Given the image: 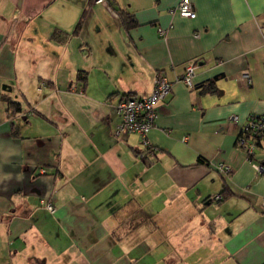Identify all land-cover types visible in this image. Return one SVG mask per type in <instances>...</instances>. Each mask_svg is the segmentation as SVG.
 Here are the masks:
<instances>
[{
  "label": "crops",
  "instance_id": "crops-1",
  "mask_svg": "<svg viewBox=\"0 0 264 264\" xmlns=\"http://www.w3.org/2000/svg\"><path fill=\"white\" fill-rule=\"evenodd\" d=\"M111 2L0 0V264H264V146L237 142L264 113V0ZM157 72L172 87L140 159L115 103Z\"/></svg>",
  "mask_w": 264,
  "mask_h": 264
},
{
  "label": "built area",
  "instance_id": "built-area-1",
  "mask_svg": "<svg viewBox=\"0 0 264 264\" xmlns=\"http://www.w3.org/2000/svg\"><path fill=\"white\" fill-rule=\"evenodd\" d=\"M93 1L105 5L111 14L117 17V12L110 6L109 0ZM18 10L15 13L14 18L18 17ZM175 11L181 17L194 18L196 16L191 0H179ZM158 32L161 36L165 34V30L161 28L158 29ZM194 69L195 63L190 62L186 67L185 73L178 77L177 81H181L188 87H191L193 85L192 77L194 75ZM242 76L244 79L250 80L248 71H243ZM171 87L172 82L163 74L157 72L153 79L152 90L148 95L140 96L136 94H128L121 97L115 103V110L120 117V122L114 128L113 134L119 139H123L130 134L138 135L142 148V150L137 153L140 159L152 158L155 155L156 148L151 144L148 138V132L156 125L158 117L157 105L167 98ZM231 119L237 121V116L233 115L231 116ZM249 129L252 133H259L262 143H264V113L249 115L246 123L242 125L241 130L246 132ZM238 145L243 149L247 157L253 156L255 151L259 149V146L256 145V140L254 141L252 138L239 137ZM253 167L257 172L264 174V168L261 164L253 162ZM217 169L224 173L230 172V167L222 163L217 166ZM44 171V169L41 170V172ZM220 199V195L215 196L216 201ZM41 202L49 213H54L56 211L55 205L52 201L41 200Z\"/></svg>",
  "mask_w": 264,
  "mask_h": 264
},
{
  "label": "trees",
  "instance_id": "trees-1",
  "mask_svg": "<svg viewBox=\"0 0 264 264\" xmlns=\"http://www.w3.org/2000/svg\"><path fill=\"white\" fill-rule=\"evenodd\" d=\"M109 4H110L111 7L113 6V3L111 2V0H109ZM119 15H120V17H121V19H122V21L124 23V26L126 28L133 27V26L136 25V21H135L134 17L131 14L126 13V12H122V11H119ZM83 18H84V14L81 15L79 21L77 22V24L75 26V29H74L73 33H77V32L80 31L81 26H82V23H83ZM53 36L55 38L58 35H57V33H55V34H53ZM209 86L211 87V85H209ZM20 110L21 109L19 107V104L15 103V102H9L8 103L7 111H9V112L11 111V112L14 113V112H19ZM239 137L252 138V140H254V141L256 140V145H258L259 148L264 145V143H262L260 134L259 133H252L250 131V129L247 130L246 132H244L243 130H241L240 133H239L238 139H239ZM238 139H237V142H238ZM251 157L252 156H249V158H251ZM222 193H224V192H222ZM222 193L219 194L221 196V199L224 198V195Z\"/></svg>",
  "mask_w": 264,
  "mask_h": 264
}]
</instances>
